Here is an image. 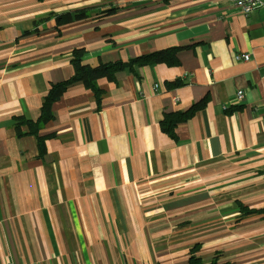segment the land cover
Masks as SVG:
<instances>
[{
	"label": "crops",
	"instance_id": "1",
	"mask_svg": "<svg viewBox=\"0 0 264 264\" xmlns=\"http://www.w3.org/2000/svg\"><path fill=\"white\" fill-rule=\"evenodd\" d=\"M169 48H182L177 66L98 80L99 109L68 87L40 131L43 158L16 136L14 118L36 121L48 84L73 75V50L95 67ZM202 100L175 141L161 132L164 113ZM239 203L264 208V6L0 0V264H187L196 244L201 264H264V219L239 220Z\"/></svg>",
	"mask_w": 264,
	"mask_h": 264
},
{
	"label": "trees",
	"instance_id": "2",
	"mask_svg": "<svg viewBox=\"0 0 264 264\" xmlns=\"http://www.w3.org/2000/svg\"><path fill=\"white\" fill-rule=\"evenodd\" d=\"M116 11V9H110L106 11V14H110ZM90 11L87 9H81L65 13L56 18V26L67 24L75 20H82L88 18ZM50 18V17H48ZM46 19L36 22L35 26L42 24ZM37 29L34 31L36 32ZM27 34V33H26ZM182 48H169L163 51H158L148 55L136 57L135 59L127 62L114 61L106 64H99L98 66L92 67L85 65L82 58L85 54L84 49H75L72 51L70 63L73 68V75L59 83H49L47 87V93L42 99L40 107V115L36 121L26 120L21 117L14 118V129L18 138L22 136H33L36 139V146L38 151V158H43L45 154V141L50 136H41L40 131L48 122L53 119L52 105L58 101L61 96L66 92L68 87L73 84L81 83L84 88L90 90L95 99L97 108H100L101 96L103 91L98 87V80L106 79L109 82L115 81V75L118 72L128 71L136 75L137 67L154 66L156 64H164L168 67H174L179 64L177 53ZM168 88H176L182 86L183 80L176 79L172 82L165 83ZM205 104V100L200 103L193 105L186 112H170L164 113L163 118L159 123L161 132L167 134L174 141L176 140L175 129L178 125L188 121L199 109ZM237 110L236 108L226 109V113H230ZM240 219L247 218L249 216H262L264 219V208L263 209H250L243 204L239 203ZM200 252V245L196 244L193 246L188 254L187 264H201V259L198 256ZM210 264H218L214 259ZM228 264V263H223Z\"/></svg>",
	"mask_w": 264,
	"mask_h": 264
},
{
	"label": "built area",
	"instance_id": "3",
	"mask_svg": "<svg viewBox=\"0 0 264 264\" xmlns=\"http://www.w3.org/2000/svg\"><path fill=\"white\" fill-rule=\"evenodd\" d=\"M230 4H232L233 6H235L237 9H239V11L244 15V16H248L251 12H253L255 9L264 6V3L262 2V0H227ZM248 55H243L240 57H236V60H244L247 61L248 60ZM154 88L157 89L158 85L155 84ZM243 97V92L242 91H238L237 92V98L241 99Z\"/></svg>",
	"mask_w": 264,
	"mask_h": 264
}]
</instances>
